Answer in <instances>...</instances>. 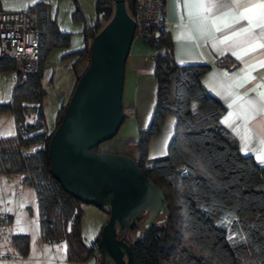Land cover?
I'll list each match as a JSON object with an SVG mask.
<instances>
[{"label": "trees", "instance_id": "16d2710c", "mask_svg": "<svg viewBox=\"0 0 264 264\" xmlns=\"http://www.w3.org/2000/svg\"><path fill=\"white\" fill-rule=\"evenodd\" d=\"M103 3L108 0H97V9ZM34 6L41 8L40 54L45 58L51 46L68 44L69 33L60 31L50 18L46 2ZM104 23L105 20L96 19L85 28L84 37L88 34L90 41L85 39L84 46L72 52L74 56L86 59L88 64L91 40ZM151 57L156 91L147 136L162 130L167 113L177 121L168 153L147 159V142L142 139L141 156L136 162L163 190L169 217L144 231L142 213L131 230L117 236L131 245L135 264H264V165L243 154L238 140L223 124L225 105L200 83L206 64L175 62L165 29ZM13 69L12 59L0 58V71ZM42 69L23 79L14 74L11 98L0 104V109L13 113L18 125L16 135L0 138V172L23 173L24 182L34 187L42 240L65 241L68 259L86 262L102 254L101 232L90 245L84 242L83 202L52 176L48 156L51 136L62 120L72 92L58 111L55 129L48 132L40 105ZM28 106L37 109L34 123L28 121ZM97 147L93 150L97 151ZM7 219H11L10 215H0V223ZM138 230L141 234L136 239ZM11 238L20 253L29 252L27 233H13Z\"/></svg>", "mask_w": 264, "mask_h": 264}, {"label": "water", "instance_id": "95a60500", "mask_svg": "<svg viewBox=\"0 0 264 264\" xmlns=\"http://www.w3.org/2000/svg\"><path fill=\"white\" fill-rule=\"evenodd\" d=\"M134 0H108L97 9L104 25L94 34L85 70L77 80L62 120L48 146L50 171L83 203L109 207L100 247L105 263L135 264L131 245L118 233L131 230L145 213L144 231L159 213L169 217L163 190L126 154L94 151L112 139L125 118L121 103L125 62L133 40L128 12ZM141 230L136 232L139 238Z\"/></svg>", "mask_w": 264, "mask_h": 264}, {"label": "crops", "instance_id": "0c3cea01", "mask_svg": "<svg viewBox=\"0 0 264 264\" xmlns=\"http://www.w3.org/2000/svg\"><path fill=\"white\" fill-rule=\"evenodd\" d=\"M40 1L42 0H0V8L21 9ZM163 2L165 30L171 39L174 61L179 64L207 65V69L200 75V83L208 93L225 105V112L221 117L223 124L238 140L240 151L245 155L253 156L264 165V161L257 158L264 156V98L260 95L264 92V67L260 63L264 61V48L257 47L255 51H248L255 45L264 43V29H254L250 34L232 36L233 32L249 27L247 20L232 23L233 18L243 11L244 5L258 3L259 0H240L239 8L234 6L233 0H216L217 7L213 8L211 13H206L208 19L203 20V23L199 17L189 16L190 10L186 7L185 0H163ZM206 2L207 6H211L212 0ZM192 11L195 12L196 9L193 8ZM221 13L228 15L225 17ZM213 16L220 17L215 24L212 21ZM222 21L230 23L231 27L224 28ZM217 27L221 31H217ZM225 36L232 38L225 41ZM136 39L138 41L131 43L125 70L127 67L130 77L132 75L137 79V90L143 86L142 84H148L147 90H140L143 96L139 99L151 108L156 91L153 77L154 61L151 57L155 51L148 44L141 43L139 39L142 38ZM246 51L247 55L244 54ZM233 53L243 58H238V55ZM249 73L255 79H249ZM2 111L8 112L9 117L12 116L15 122L12 112L0 109V113ZM173 116L167 113L163 124L168 120L174 121ZM226 118L229 120L228 124L224 123ZM12 135L13 133L0 134V138ZM28 186L32 185L24 182L23 173L0 172V198L3 199V204L5 203V208L0 204V215L11 217L10 220L0 223V264H88V260L86 262L69 260L66 242H45L41 238V232L39 253L34 252L31 241L26 255L15 248L11 238L13 233H18L11 229L15 224L13 223L15 215L8 207V199L5 200V197L8 195L10 198L16 194V191Z\"/></svg>", "mask_w": 264, "mask_h": 264}, {"label": "rangeland", "instance_id": "374dc122", "mask_svg": "<svg viewBox=\"0 0 264 264\" xmlns=\"http://www.w3.org/2000/svg\"><path fill=\"white\" fill-rule=\"evenodd\" d=\"M42 1H46L49 16L56 22L59 30L69 33V42L66 46H51L47 51L45 56L47 65L43 67L40 79L43 88L40 105L45 115V129L51 132L57 125L58 111L66 103L72 92L76 77L87 66L86 59L77 55L74 56L72 52L82 48L85 39L88 42L90 41L88 34L84 37L85 28L96 21L98 11L97 0ZM128 12L130 13L129 9ZM139 40L143 44H148L144 39ZM136 41L138 40L133 38L132 44ZM151 49L153 50L152 47ZM13 85L14 72L0 71V104L7 103L10 100ZM142 85L137 90V79L132 75L130 77L129 70L126 67L121 99L125 118L117 134L112 139L101 143L97 147V151L126 154L138 161L141 156L139 141L144 139L147 142V159H155L168 153V147L175 131L176 118L173 116L174 121L173 119L172 122L166 121L161 131L147 136V129L151 123L155 102L149 108L143 101H140L139 98L143 96L140 90L148 89V84ZM136 98H138V101H136ZM0 125V134L8 135L13 133L14 135L16 133L15 122L12 116L11 118L9 117L8 112L2 111L0 113ZM30 149L32 150L33 148L31 147ZM6 199H8V207L14 211L15 215L13 222L15 224L11 227L12 231L28 233L34 252L39 253L38 248L41 246L39 208L34 187H25L21 191H16V194L10 198L7 195ZM0 204L2 208H5L2 198H0ZM82 208L84 211L82 217L83 240L87 245H90L100 234L108 218L107 210L109 207L99 208L93 204L82 203ZM143 214L144 218H146L147 214ZM164 215L165 212L159 213L155 222H163ZM60 245L64 246L65 244ZM87 262L88 264H93L95 262L94 257Z\"/></svg>", "mask_w": 264, "mask_h": 264}, {"label": "built area", "instance_id": "2783aa9c", "mask_svg": "<svg viewBox=\"0 0 264 264\" xmlns=\"http://www.w3.org/2000/svg\"><path fill=\"white\" fill-rule=\"evenodd\" d=\"M40 9L39 6L12 10L0 8V58L12 59L13 72L22 79L47 65L40 54ZM130 16L134 23L133 37L144 39L156 51L160 33L165 29L163 0H134V10ZM26 113L28 121L34 123L36 107L28 106ZM17 128L15 122L14 135L17 134ZM94 260V264H103L102 254H97Z\"/></svg>", "mask_w": 264, "mask_h": 264}, {"label": "snow or ice", "instance_id": "6c2138e0", "mask_svg": "<svg viewBox=\"0 0 264 264\" xmlns=\"http://www.w3.org/2000/svg\"><path fill=\"white\" fill-rule=\"evenodd\" d=\"M233 4L237 8L241 7L240 0H233ZM185 5L190 10L189 16L199 17L201 19V23H203V20L208 19V16L206 15V13H211L212 9L217 7L216 0H212L211 6H207L206 0H185ZM193 8L196 9L195 12L192 11ZM221 15L227 17L228 13H221ZM218 19H220V17L213 16L212 17L213 24H215ZM241 20H247L249 22V27L243 28L238 32H233L232 36H238L241 34H250L253 32L254 29H264V0H259L258 3H250L247 5H244L243 11L240 12L238 16H235L233 18L232 23H239ZM222 22H223L224 28L231 27L230 23L226 21H222ZM216 30L221 31L219 27H217ZM232 36H225L224 40L225 41L229 40L232 38ZM257 47L264 48V43H259L255 45V47L248 49V51H255ZM233 54L238 55V58H241V59L243 58L239 54H236V53H233ZM244 54L247 55L248 52L246 51ZM260 63H261V66L264 67V61ZM249 79H255V77H251L249 73ZM260 95L262 98H264V92H261ZM231 115L232 114L230 113V116ZM224 123L226 124L229 123L228 118L225 119ZM257 158L264 161V156H258Z\"/></svg>", "mask_w": 264, "mask_h": 264}, {"label": "flooded vegetation", "instance_id": "af4514ba", "mask_svg": "<svg viewBox=\"0 0 264 264\" xmlns=\"http://www.w3.org/2000/svg\"><path fill=\"white\" fill-rule=\"evenodd\" d=\"M104 1H106V0H104ZM103 4H107V3H103Z\"/></svg>", "mask_w": 264, "mask_h": 264}]
</instances>
